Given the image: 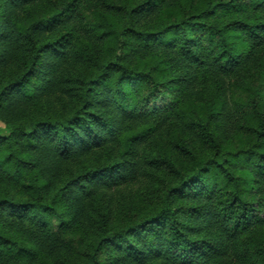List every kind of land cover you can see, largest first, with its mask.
<instances>
[{"label":"trees","instance_id":"obj_1","mask_svg":"<svg viewBox=\"0 0 264 264\" xmlns=\"http://www.w3.org/2000/svg\"><path fill=\"white\" fill-rule=\"evenodd\" d=\"M0 264H264V0H0Z\"/></svg>","mask_w":264,"mask_h":264},{"label":"rangeland","instance_id":"obj_2","mask_svg":"<svg viewBox=\"0 0 264 264\" xmlns=\"http://www.w3.org/2000/svg\"><path fill=\"white\" fill-rule=\"evenodd\" d=\"M0 126H3V124L0 122Z\"/></svg>","mask_w":264,"mask_h":264}]
</instances>
